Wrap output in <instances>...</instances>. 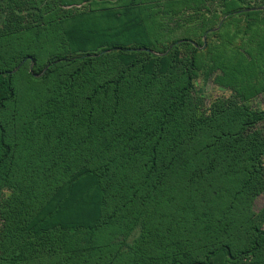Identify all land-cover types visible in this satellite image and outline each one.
Returning <instances> with one entry per match:
<instances>
[{
    "label": "trees",
    "instance_id": "1",
    "mask_svg": "<svg viewBox=\"0 0 264 264\" xmlns=\"http://www.w3.org/2000/svg\"><path fill=\"white\" fill-rule=\"evenodd\" d=\"M189 2L177 3L181 7ZM261 6L264 0H222L223 13L232 16L213 33L221 35L241 12V43L248 50H241L238 66L243 76L252 77L246 84L253 87L245 94L246 100L264 93V9L255 10ZM42 19L47 24L54 21L48 16ZM134 20L131 26L140 28L138 37L143 40L132 42L133 48L118 44L115 33L85 32L75 26L62 32L53 26V42L61 33L70 41L75 32L80 48L91 37L99 42L84 56L51 54L37 72L43 75L41 81L62 76L64 70H74L72 78L78 80L84 70L104 58L119 62L121 58L120 65L125 68H120L115 79L92 89L88 101L100 103L91 105L83 125L66 123L45 133L46 139L54 137V151L18 186L19 210L12 212V220L7 219L11 223L9 241L17 243L26 232L35 240L23 241L12 264L19 259L24 264H116L119 259L117 264H122L117 245L111 246L116 250L110 252V262L99 263L103 260L98 252L103 234L118 228L128 237L136 227L142 232V246L137 252L132 250L140 259L156 257L159 264H210L216 260L264 264V208L255 213L251 207L264 193V113L246 105L228 108L219 104L212 118L197 116L192 79L202 51L189 44L192 52L182 62L177 46L160 56L134 50L149 47L142 21ZM35 29L26 34L36 39L39 31ZM5 39H0V62L5 65H0V115L15 101L17 76L30 58L21 52L7 56L12 50ZM25 44L20 47H43ZM102 45L106 46L104 55L95 56ZM18 59L21 61L15 65ZM30 62L38 64L36 53ZM133 69L140 74L130 88L125 78ZM27 74L32 75L30 71ZM175 76L174 82L169 81ZM138 95L141 97L131 106ZM107 100L111 102L105 103ZM0 145L8 156L1 124ZM62 191L63 197L54 203L52 199ZM82 208L91 209L94 217L72 220ZM164 243L169 248L162 252ZM198 248L203 251L195 250Z\"/></svg>",
    "mask_w": 264,
    "mask_h": 264
},
{
    "label": "rangeland",
    "instance_id": "2",
    "mask_svg": "<svg viewBox=\"0 0 264 264\" xmlns=\"http://www.w3.org/2000/svg\"><path fill=\"white\" fill-rule=\"evenodd\" d=\"M169 2L173 4L168 5ZM177 2L178 0H0V39L7 38L5 40L10 42L8 49L12 50L7 56H14L16 52H21L30 57L23 63L26 64V69L17 76L19 84L15 101L0 115V124L4 126L6 144L9 146L8 156L5 157V150L0 145V264H12L11 260L15 253L21 250L23 241L35 240L34 235L26 232L23 235L25 238L19 239L17 243L9 241L11 235L9 220L14 218L12 212L16 210L18 213L19 210L16 206L18 204L16 199L19 196L18 186L26 181L25 176L32 174L45 162L48 154L54 151V137L50 136L46 139L48 137H45V133L51 130L57 131L66 123L78 122L83 125L88 119L87 112L91 109V105L99 106L100 103L88 101L93 95L92 89L107 79H115L119 76L120 68L124 67L120 65L123 60L121 58H118L120 62L117 58H104L105 60L100 64L84 70L78 80L72 78L74 70H64L62 75L65 76L64 80L59 75L56 78L41 81L43 75L37 72L39 68L47 64L51 54L69 57L84 56L98 46L99 42L91 37L89 42L80 48L79 34L76 32L71 34L70 41L73 42L70 45V41L63 36V33L59 35V40L53 42L54 36L51 34L54 30L53 26H58L57 29L62 32L69 31L75 26L85 32L97 34L100 32L107 35L115 33L119 40L118 44L121 42L126 48H133L135 45L131 46L132 42H138V38L143 40L138 37L142 34L140 28L131 26L135 22L134 19H139L147 31L146 43L149 47L142 49L134 47V50L149 51L153 55L160 56L164 54L163 51L167 54L177 46L182 62H185L192 52L189 44H195L202 51V56L197 58V69L192 79L191 97L194 99L197 116L203 119L212 118L219 104L226 105L228 108L231 106L241 108L242 105H246L251 111L264 113V93L245 99V94L253 87L246 84L250 82L251 76H243L241 65L238 66L241 50H248V46L241 43V16H239L241 12L236 14L235 21L229 26L226 22L227 27L217 37L213 33L220 30L226 19L232 16V14L223 13L220 8L222 0H190L188 5H181V7ZM175 6H178L177 9H174ZM42 16L53 18L54 21H50L51 25L44 23ZM200 26L204 28H198ZM34 29L39 31L36 39L34 35L26 34ZM86 35L92 36L91 33ZM107 42H109L108 39ZM24 43H37L38 46L43 44V47L29 50L26 47H20V44L23 46ZM105 48V45L100 46L95 56L99 53L104 55L105 52L102 51ZM35 53L38 64L30 62ZM20 61L21 59H18L15 65ZM8 66L11 67L10 64ZM4 67L5 65H2V68ZM16 70L18 68L14 73L17 72ZM28 71L31 72V76L27 74ZM130 74H127L125 79L132 88L140 72L138 69H133ZM161 75L163 76L160 73L159 76ZM176 77L169 81L174 82ZM120 93H123V90ZM103 97L104 95H101L100 99ZM139 97L141 95L131 100V106ZM134 100L136 101L133 102ZM108 101L110 100L105 103L109 104ZM2 157L5 160H1ZM67 164L72 167L70 162ZM262 164L264 166V160ZM84 166L82 165L81 168ZM63 192L65 193V191L60 192L52 201L56 203L63 197ZM251 207L255 213L263 209L264 194ZM89 210L85 211L82 208L81 212L76 211L72 220L94 217V212ZM45 216L47 215H43ZM16 228L17 226H14L12 230L16 231ZM121 232L118 228L104 232L105 238L101 250H98L103 254V260L99 263L110 262L108 260L110 252L119 249L118 252L122 253L119 256H122V264H159V261L155 262L156 257L152 260L146 259L147 257L140 259L136 254V248L141 249L142 246L140 228H134L128 237L122 236ZM112 245H117L116 249H111ZM162 246V252L169 248L167 243ZM190 248L193 249V247ZM177 250L179 249L173 252ZM195 250L203 251V248ZM119 261L118 259L116 264ZM16 264H24V262L22 263L19 259Z\"/></svg>",
    "mask_w": 264,
    "mask_h": 264
},
{
    "label": "crops",
    "instance_id": "3",
    "mask_svg": "<svg viewBox=\"0 0 264 264\" xmlns=\"http://www.w3.org/2000/svg\"><path fill=\"white\" fill-rule=\"evenodd\" d=\"M260 9H264V6L258 7V8H256L255 10H260ZM263 194H264V193H263ZM263 194H262V195H263ZM262 195H261V196H262ZM261 196H260V197H261ZM260 210H261V209H260ZM260 210H259V211H260ZM259 211H258V212H259ZM210 264H232V263H225V262H223V261L216 260V261L211 262ZM238 264H239V263H238ZM240 264H241V263H240Z\"/></svg>",
    "mask_w": 264,
    "mask_h": 264
}]
</instances>
